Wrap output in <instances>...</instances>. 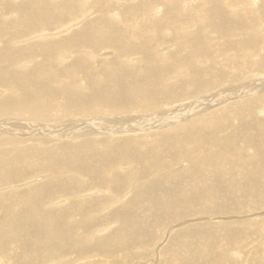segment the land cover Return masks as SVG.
<instances>
[{
    "label": "bare ground",
    "instance_id": "1",
    "mask_svg": "<svg viewBox=\"0 0 264 264\" xmlns=\"http://www.w3.org/2000/svg\"><path fill=\"white\" fill-rule=\"evenodd\" d=\"M102 1L0 0V264H229L254 243L245 261L264 264V241L253 242L264 236V72L253 76L264 54L251 58L264 0ZM229 62L254 71L243 78ZM160 100L181 104L163 116ZM229 116L234 142L235 130L219 137ZM128 157L143 174L148 163H191L147 185L118 173ZM206 210L260 217L173 232L162 257L131 260L140 245L139 259L152 254L160 223Z\"/></svg>",
    "mask_w": 264,
    "mask_h": 264
},
{
    "label": "rangeland",
    "instance_id": "2",
    "mask_svg": "<svg viewBox=\"0 0 264 264\" xmlns=\"http://www.w3.org/2000/svg\"><path fill=\"white\" fill-rule=\"evenodd\" d=\"M116 1V5H122V3H123V1H126V0H120V1H118V0H115ZM130 1H132V2H136V1H134V0H130ZM82 2L84 3V5H85V10H86V8H88V7H90V6H99V5H104L103 7H105V5H107L108 3L106 2V1H102V0H82ZM110 3L112 2V1H109ZM110 9H111V7H110ZM261 28V32H263L264 33V23L262 24V26L260 27ZM58 37V36H57ZM163 48V47H162ZM162 48H160V52H161V50H162ZM257 50H260L259 51V54L258 55H256V56H253V57H251L252 59H254V58H257V57H260V56H263V54H264V43L262 44V48H260V49H257ZM125 60V64H126V66H128L129 67V60L128 59H125V58H123V61ZM140 59H137V60H135V61H133L131 64H134V63H137V64H140L141 62L139 61ZM114 64V63H113ZM229 66V67H231V68H235V69H239L240 70V73H242V77L244 78V77H246V76H248L249 74H250V72L251 71H254V70H252V69H250V71H248V69H247V67H246V65H236L235 63H233V64H231V62H229V63H225V66ZM225 66H223V67H225ZM29 67L27 66V67H25V69H28ZM264 71H262V70H260V69H256L254 72H253V76L255 77L256 76V74L258 75V73L260 74V73H263ZM258 78V77H257ZM263 78H264V76H263ZM230 82H226L225 84H222V85H219V87H217V88H215V89H213L212 91H214V90H218L219 92H221V93H225V92H227L230 88H228L229 86H230ZM204 95V96H206L207 94L206 93H201L200 95ZM199 95V96H200ZM203 97V96H202ZM157 106H158V110H165V111H167V112H165L164 113V115L163 116H165L166 114H168V113H171V112H173V111H176L178 108H179V106H180V104L181 103H165V100H160V101H158L157 103ZM218 106V107H217ZM217 106H215V107H212V109H216V108H219V105H217ZM134 108V107H133ZM210 110H206L205 112L207 113V112H209ZM153 113H155V112H152V113H149L150 115H152ZM125 114H127V115H129V116H131V115H144L145 114V112H143V111H141L140 110V108L136 111V110H133V111H127ZM158 114V111H156V115ZM235 120H237V119H234V118H232V117H228L227 119H225L223 122H224V124H225V129L224 130H221L220 132H219V137L221 138V139H224V138H228L229 136H230V134H228V131H230L231 129L232 130H235L236 131V133H237V135L236 136H233V139H232V141L234 142L235 140H237V138L239 137L238 136V129H239V125H238V121H235ZM62 121H65V119L63 118L62 119ZM231 127V128H230ZM264 133V132H263ZM263 136V135H262ZM74 145V143L73 144H71V146H73ZM220 145L218 144V142H214L213 143V148H217V147H219ZM98 148H100V147H98ZM256 148V147H255ZM52 151V149H49L48 151H46V152H51ZM249 151V149H244L243 150V153H242V155L243 154H245L246 152H248ZM250 152H252V153H257V149H253L252 151H250ZM203 154V150H201L198 154H196L195 156H191V157H188L187 159H190L191 161H193L198 155H202ZM251 154V153H250ZM122 155H125V153H122ZM121 160H119L118 162H121V161H123L124 159H122V158H120ZM57 162H59L58 160H57ZM123 162H128V164L130 163V164H132V168L131 169H127V170H119V172L118 173H122V174H124V173H130L131 175H130V177H129V181L130 180H132V179H135V180H149L148 182H147V185L149 184V182H150V180H152V179H155V178H157L160 174H162L163 172H165V173H167L168 171H169V169L170 170H174V171H176V172H182V171H184L187 167H188V165L191 163V162H189V161H187V160H185V159H183V160H179V161H177V162H175L174 164H173V166H171L170 167V164H168V166H157V165H154V164H152V163H148L149 164V171H147V173L146 174H143V173H139V172H134V170L136 169V164H137V161H135L132 157H128V158H125V161H123ZM182 162H188L187 164H184V163H182ZM124 164H126V163H124ZM64 166V165H63ZM116 166V165H115ZM71 167V166H70ZM118 167V169H119V166H117ZM130 167V165L127 167V168H129ZM49 168H51V166H49ZM65 169H69L67 166L65 167ZM70 170V169H69ZM62 171H64V170H62ZM67 175H70V173H66L65 174V176H67ZM115 175H116V173H115ZM96 176V175H95ZM36 177V176H35ZM64 177V176H63ZM97 177V179H98V176H96ZM84 180V181H87L88 179H87V177H81V176H79V178H78V180ZM27 181V180H26ZM24 183H25V181H23ZM23 184V183H22ZM21 184V185H22ZM146 185V186H147ZM22 187H24V186H22ZM17 190L19 189V188H16ZM15 189V190H16ZM20 189H21V187H20ZM96 193V192H95ZM95 193H93V194H91V193H89V192H84V194H82V195H86L87 197H92L93 195H96ZM89 196H88V195ZM101 194H103V193H101ZM126 203V202H125ZM123 204V203H122ZM121 204V209H122V214L121 213H119L118 214V218L120 219V222H121V219H122V217H124L125 215H126V212H125V210L123 209V208H125V204H123L122 205ZM261 205H263V207H264V199H263V201H262V203H261ZM260 205V206H261ZM257 212H260V213H262L263 214V216H264V209H262L261 211H257ZM260 213H256V211L255 212H251V213H246V214H242V213H239L238 215H236L235 213H232V212H225V213H217V211H211V210H206V212H198V213H196L194 216H191V217H187L186 218V216H184V217H181V216H179V217H174V218H172V219H169V221L168 222H162V223H160L159 224V226H160V233H161V235L162 236H160V233H159V235H158V238H159V236H160V238L161 239H158L157 238V240L156 241H154V242H147V244H146V250H147V252H150V251H152V254L148 257V255L146 256V258H144V259H139V255H137V253L139 252V251H141V252H145V250H142V249H144V248H142L144 245H140L139 246V248H138V250L137 251H134V253L135 254H133L132 255V258H131V260H134V263L136 262V261H141L140 263H142V262H145V261H147V262H149V261H152L153 259H155V260H157L158 259V255H160L161 254V257H162V253H161V249H162V247H165L164 249H165V251L166 252H168V250L172 247V245L170 244L169 246H168V244H169V240H170V238L171 237H173V232H175V233H177V234H180V233H184L185 231H187V230H191V231H198V230H200V229H205L207 226H211V225H217V226H225V227H227V226H232V225H239V224H242V222H245V221H249V220H252V217L254 218H256L257 216L258 217H260L259 215H260ZM234 214V215H233ZM242 214V215H241ZM240 215V216H239ZM109 216H110V218H117V216H114V215H111V214H109ZM109 216H108V218L107 217H101L100 219H105V218H107L106 219V221L109 219ZM94 219H95V217H94ZM184 220V221H183ZM183 221V222H182ZM115 221H113L112 223L111 222H108L107 224H104V225H102V226H100L99 228H96L95 230H94V232L95 233H97L98 231H101L103 228H107L108 230H110L111 229V227L113 226V228H116L117 227V225H113V223H114ZM119 222V223H120ZM118 223V224H119ZM178 223V224H177ZM191 225H193L192 227H188V226H191ZM179 226V227H178ZM109 227V228H108ZM205 227V228H204ZM83 228H85L84 226H81L80 227V229H83ZM170 229H174L172 232L171 231H169ZM178 229V230H177ZM177 231H179V232H177ZM174 233V234H175ZM176 234V235H177ZM98 234H96V235H93V233H91V237H95V236H97ZM169 235V236H168ZM264 235V234H263ZM99 236V235H98ZM168 237V238H167ZM163 240V241H162ZM259 241V240H263L264 241V236L262 237V236H260V237H257V238H255V240H253V242H256V241ZM149 241V240H148ZM163 243H162V242ZM166 241V242H165ZM160 242H161V244H160ZM150 243H153L152 245L150 244ZM261 243V242H260ZM259 242H258V245L260 244ZM250 244H252V243H250ZM255 245H252L251 247H250V245H248L249 246V248H247L246 250L245 249H236V250H231L228 254H227V257H228V259H230V258H233L234 257V263H229V264H247L246 263V261H245V259H247L248 257L247 256H249L250 257V251L251 250H254L255 248H256V245H257V243H254ZM162 245V246H161ZM160 247V248H159ZM261 247V246H260ZM119 249H123V248H119ZM243 250H245V251H243ZM249 250V251H248ZM66 251H69V250H62V252L61 253H64V252H66ZM241 251H243V253H240ZM158 252V253H157ZM245 252V253H244ZM76 254H78V253H76ZM109 254V253H108ZM145 254H147L146 252H145ZM244 254V255H243ZM53 255H55V252H49V254H48V257H52ZM83 255H85V256H81V257H83V258H85V257H91V254H89L88 252L87 253H85V254H83ZM92 256L93 257H98V258H100V259H103V256H104V254L103 253H99V254H92ZM200 256V255H199ZM81 257H79V258H81ZM196 257V256H195ZM236 258H237V260H236ZM95 259V258H94ZM96 261H93V260H89V261H87V264H103V263H101L100 261H98L97 259H95ZM130 260V261H131ZM129 261V262H130ZM161 261H162V263H163V259H161ZM128 263V262H127ZM133 263V262H132Z\"/></svg>",
    "mask_w": 264,
    "mask_h": 264
}]
</instances>
